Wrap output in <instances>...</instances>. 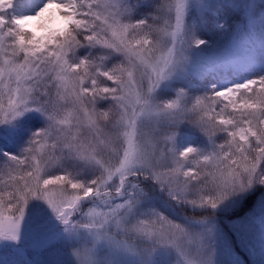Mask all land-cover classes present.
<instances>
[{
	"label": "snow or ice",
	"instance_id": "6c2138e0",
	"mask_svg": "<svg viewBox=\"0 0 264 264\" xmlns=\"http://www.w3.org/2000/svg\"><path fill=\"white\" fill-rule=\"evenodd\" d=\"M0 250L264 264V0H0Z\"/></svg>",
	"mask_w": 264,
	"mask_h": 264
},
{
	"label": "rangeland",
	"instance_id": "374dc122",
	"mask_svg": "<svg viewBox=\"0 0 264 264\" xmlns=\"http://www.w3.org/2000/svg\"><path fill=\"white\" fill-rule=\"evenodd\" d=\"M61 23L62 22H56L52 26L56 27L58 24H61ZM37 31H38V34H39L40 32L43 31V29H37ZM37 258L39 259L40 257H37ZM18 259H19V257L14 255V254H12L11 252L0 251V264H2V262L4 260H7L8 262H12V261H15V260H18Z\"/></svg>",
	"mask_w": 264,
	"mask_h": 264
},
{
	"label": "trees",
	"instance_id": "16d2710c",
	"mask_svg": "<svg viewBox=\"0 0 264 264\" xmlns=\"http://www.w3.org/2000/svg\"><path fill=\"white\" fill-rule=\"evenodd\" d=\"M56 27H57V28H59V27H63V23L58 24ZM0 251H4V250H0ZM8 264H13V261H12V262H8Z\"/></svg>",
	"mask_w": 264,
	"mask_h": 264
}]
</instances>
